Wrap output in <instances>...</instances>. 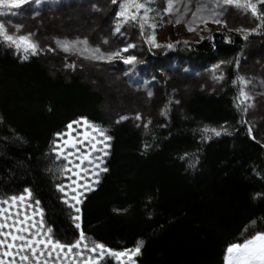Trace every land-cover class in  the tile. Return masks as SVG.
<instances>
[{
	"label": "trees",
	"instance_id": "trees-1",
	"mask_svg": "<svg viewBox=\"0 0 264 264\" xmlns=\"http://www.w3.org/2000/svg\"><path fill=\"white\" fill-rule=\"evenodd\" d=\"M56 6L48 11L59 10ZM36 16L41 23L42 14ZM60 26L45 21L40 32L36 29L42 46L61 35V28L73 29L65 23ZM224 34L213 32V40L191 43L190 48L181 44L183 51L175 48L165 58L199 68L233 59L238 53L241 57L249 40L231 32L227 34L232 37L229 43ZM139 50L154 67L164 62L163 56L149 51L142 41ZM23 55L29 58L21 59ZM63 61L58 50L39 55L14 53L0 42V199L30 188L34 199L41 201L55 238L62 242L77 238L80 230L75 229L68 206L58 199L61 194L45 171L53 165L45 157L53 134L86 116L109 128L113 136L106 159L109 171L80 205L81 228L88 240L120 250L143 239L138 264H223L227 244L240 236L249 219L264 216V200L248 198L264 185L245 170L249 163L264 161V149L250 141L242 128L239 134L203 143L198 131L205 124L217 126L224 120L239 127L240 117L232 107L235 89L230 84L236 70L226 66L227 83L195 91L173 105L170 122L159 114L155 119L152 116L159 146L142 154V129L130 120L109 125L100 108L102 93L85 82L79 71L63 69ZM135 107L143 114L155 110V105ZM161 124L168 126L158 127ZM263 126L264 120L258 123L257 132ZM16 134L23 142L16 141ZM254 134L260 139L256 131ZM185 152L189 159H179ZM190 163L196 166L189 167ZM106 264L114 263L108 258Z\"/></svg>",
	"mask_w": 264,
	"mask_h": 264
},
{
	"label": "snow or ice",
	"instance_id": "snow-or-ice-1",
	"mask_svg": "<svg viewBox=\"0 0 264 264\" xmlns=\"http://www.w3.org/2000/svg\"><path fill=\"white\" fill-rule=\"evenodd\" d=\"M45 0H0V17L16 16L18 10L32 4L41 6ZM112 5L119 4V9H113L115 19L110 29L112 36H124L125 26L139 28V36L143 43L152 49H175L183 44L191 47L188 40L161 43L157 40L156 29L162 23L173 26L183 24L187 31L194 32L204 29L209 24L219 26L217 31L226 33H240L247 41L252 34L264 32V0H162L160 6L153 7L155 0H110ZM93 10L101 11L96 4ZM232 9L250 14L254 27L229 26L226 14ZM35 11V10H33ZM11 20L0 19V42L9 48H14L17 53L23 52L30 55H39L42 52H55L57 49L65 53L78 52L86 60L102 61L108 64L116 60L130 66L129 71L140 63L136 55L127 54L130 49L137 48L136 43H123L121 47L104 51L100 44L93 45L87 36L53 37L52 44L41 45L32 32H23V25L14 24ZM210 31V29H209ZM213 40L209 35L200 36V40ZM225 42H231L232 37L224 34ZM101 43L107 45L108 37H103ZM213 47L215 45L213 44ZM89 53V55H85ZM21 59L27 60L29 55H23ZM67 59V57H66ZM240 54L233 59L220 60L211 65V79L216 83H227L226 66L231 65L235 70V76L230 80L235 89L232 97V107L239 115L238 128H234L229 120H224L217 126L203 125L199 128L201 142L212 140L214 137L233 136L239 134L242 128L250 141L264 149V138L258 139L255 133V122L248 117L257 107V98H264V79L257 83L256 77H249L240 72ZM76 61L66 63L65 68L75 70ZM79 67H83L82 64ZM155 76L152 77L154 81ZM138 87H141L138 85ZM142 87L146 97L150 100L154 92L145 80ZM201 87H204L201 85ZM180 100L175 96L169 98L161 106L159 115L170 122V113L173 105H179ZM49 111L51 108L49 107ZM135 121V127L142 129L145 142L142 144V154H147L159 145L156 141L159 137L152 127L153 119L140 111L135 112L134 117L122 115L116 121L128 119ZM2 121V118H0ZM167 124L158 127L166 128ZM66 131H57L53 134L50 147L46 154V161L52 167L45 171L52 176L54 187L61 193L58 199L69 209L74 211L72 223L75 229L80 230L77 238L70 242H62L55 238L53 227L45 221V209L41 207V201L34 199L33 191L25 187L20 195L6 196L0 199V264H106L109 257L116 264H138V257L142 255L145 244L143 239H138L131 247L120 250L108 247L101 242H90L81 228L83 203L86 193L93 192L101 182V177L109 171L106 159L110 156L113 136L109 128L95 123L86 116H80L68 122ZM17 142H23V137L15 135ZM189 153L185 152L179 157L188 160ZM198 159V158H197ZM190 163L189 167H195ZM250 177L264 185V161L260 165L249 163L245 169ZM251 201L264 200V186L259 190H253L248 194ZM34 201V202H30ZM151 197H149V202ZM116 212L126 211L115 209ZM151 218L152 213H148ZM223 264H264V216L249 219L241 229L240 236L229 242L224 249Z\"/></svg>",
	"mask_w": 264,
	"mask_h": 264
},
{
	"label": "rangeland",
	"instance_id": "rangeland-1",
	"mask_svg": "<svg viewBox=\"0 0 264 264\" xmlns=\"http://www.w3.org/2000/svg\"><path fill=\"white\" fill-rule=\"evenodd\" d=\"M161 2L162 0H155L152 6H160ZM93 4H96L101 11L93 10ZM54 5H57L56 8L59 10L52 9V11H48ZM113 9L118 10L119 4L112 5L110 0H79L78 3L75 0H45L41 6L35 4L24 6L23 10H18V15L0 17V19L11 20L12 23L8 25L10 28L14 24L23 25L22 33L32 32L39 41L36 29L40 32L42 24L47 21L58 23V26L65 23L73 27L71 31L61 28L58 32L61 35L55 37L66 36L73 39L77 36H87L91 44H100L104 51L121 47L123 43H136L137 48L130 49L127 54L136 55L140 63H137L131 71H129L130 66L124 65L120 60L108 64L102 61L86 60L78 52L65 53L57 49L64 58L62 62L63 69H65L64 65L66 63L76 61L78 66L75 70L80 72L83 80L94 90L102 93L103 101L100 108L104 119L109 125L116 123L122 115L134 117L135 112L141 111L135 106L148 108L155 105V110L149 112L150 114H145L154 118L155 115L159 114L161 106L169 96L174 95L182 103L193 92L210 89L215 85V82L211 79V66L198 68L181 60L165 58L174 49H152L155 55L165 58H163L164 62L160 65L154 67L146 61L142 51L139 50L141 41L138 27L125 26L124 36H112L110 29L114 26L113 20L115 19ZM39 14H42V17H40L41 23L36 21V15ZM226 16L229 26L232 28L254 27L250 14L246 15L239 10L232 9ZM218 27L215 24H209L208 28L204 29L203 25H200L199 29L201 30L189 32L183 24L173 26L165 22L156 29V35L157 40L161 43L183 40L197 43L202 41L200 40L201 35L208 37L211 33L218 32ZM103 37H108L109 43L107 45L101 43ZM248 40V49L240 57V72L249 77H256L257 83H259L261 79H264V32L252 34ZM48 42V44L53 45V39ZM256 44L259 47H256ZM53 47H55V44ZM177 48H179V52L183 51L182 45ZM11 49L14 53H17L14 48ZM20 53L23 54V52ZM85 55H89V53H85ZM80 64L83 67H79ZM49 69L52 70L53 67L49 66ZM153 76L156 77L154 81L152 80ZM145 80L149 81V86L154 92V96L150 100L146 97L142 87ZM138 85L141 87H138ZM201 85L204 87H201ZM259 90L264 91V88H259ZM160 95L162 97L161 102L159 101ZM248 118L255 122V131L259 134V138H264V126L261 128V133L257 132L258 123L264 120V98H257V107L252 110ZM128 120L135 125L133 119ZM63 131H66V128ZM70 211L71 215H75L74 211L71 209ZM109 258L116 264L113 258Z\"/></svg>",
	"mask_w": 264,
	"mask_h": 264
}]
</instances>
